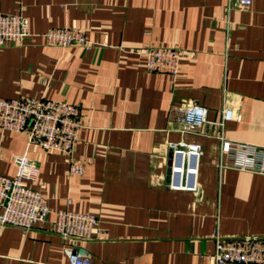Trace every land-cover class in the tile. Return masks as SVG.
Returning a JSON list of instances; mask_svg holds the SVG:
<instances>
[{"label":"crops","instance_id":"0c3cea01","mask_svg":"<svg viewBox=\"0 0 264 264\" xmlns=\"http://www.w3.org/2000/svg\"><path fill=\"white\" fill-rule=\"evenodd\" d=\"M23 14L31 37L0 46V98L25 95L77 104L82 127L73 156L0 130V174L14 178L15 154L40 167L29 186L51 210L25 231L0 225V264H70L74 242L52 227L56 212L92 213L94 238L77 241L92 264H213L216 233L264 238V175L222 167L221 136L264 146V0H0ZM77 27L93 42L49 45L51 28ZM180 48L176 76L149 71L139 50ZM208 108V123L182 135L174 105ZM225 105L233 120L219 123ZM199 144L196 191L168 187L170 142ZM2 209L0 208V213Z\"/></svg>","mask_w":264,"mask_h":264},{"label":"built area","instance_id":"2783aa9c","mask_svg":"<svg viewBox=\"0 0 264 264\" xmlns=\"http://www.w3.org/2000/svg\"><path fill=\"white\" fill-rule=\"evenodd\" d=\"M249 6L253 0H239ZM29 20L23 14L0 11V46L19 44L31 37ZM49 45L59 47L79 46L93 48L85 33L77 27L51 28L44 34ZM146 57L149 71L176 76L181 68L184 52L177 47L148 46L139 50ZM235 108L225 105L220 125L233 120ZM208 108L189 101L174 105L171 123L182 135L196 133L208 123ZM81 111L77 104L66 100L45 97L21 96L0 98V130L23 132L30 144L45 150H54L70 156V173L82 175L85 165L73 156L78 132L82 127ZM168 187L175 190L196 191L198 188L199 158L202 148L183 138L170 142ZM222 167L249 171L264 175V146L236 142L221 136ZM17 167L14 178L0 174V225H12L25 231L48 222L50 208L44 196L29 186L40 173L39 165L27 153L11 158ZM99 217L92 213L61 209L52 221L53 230L66 240L74 242L68 249L70 264H92L90 254L77 241L94 238ZM213 264H264V238L245 235L214 236Z\"/></svg>","mask_w":264,"mask_h":264}]
</instances>
